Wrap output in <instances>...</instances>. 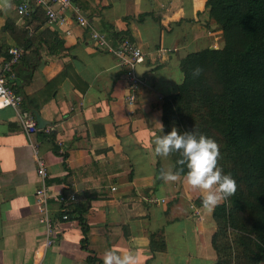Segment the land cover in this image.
Instances as JSON below:
<instances>
[{"label":"crops","instance_id":"obj_1","mask_svg":"<svg viewBox=\"0 0 264 264\" xmlns=\"http://www.w3.org/2000/svg\"><path fill=\"white\" fill-rule=\"evenodd\" d=\"M22 1L29 2L27 16L17 13ZM11 3L0 7V69L7 49L19 47L14 76L3 75L25 103L0 109V264H89L87 257L103 264L111 248L138 252L141 264H215L213 209L202 206L184 175L177 182L161 179L162 169L174 170L179 152L165 158L154 151L155 138L164 135V98L183 80L180 60L223 43L206 0H72L61 26L48 24L34 0ZM75 10L87 27L75 23ZM91 29L105 33L111 46L129 36L144 52L133 115L124 69L94 44ZM36 58L25 82L26 65ZM21 113L51 126L50 133L38 126L33 135L47 163L46 182L53 193L73 191L77 199L71 220L43 255L37 249L45 228L34 198L39 180ZM79 217L87 228L83 245ZM158 231L165 247L151 250L150 236Z\"/></svg>","mask_w":264,"mask_h":264},{"label":"trees","instance_id":"obj_2","mask_svg":"<svg viewBox=\"0 0 264 264\" xmlns=\"http://www.w3.org/2000/svg\"><path fill=\"white\" fill-rule=\"evenodd\" d=\"M210 24L222 45L187 53L179 63L183 80L164 98V134L173 127L215 139L219 165L237 181V191L213 208L215 264L264 263V0H206ZM39 58L27 63L31 79ZM203 72L193 77L192 70ZM22 104L25 97H22ZM49 137V136H48ZM50 138H52L50 136ZM180 153V152H179ZM178 158L174 170L183 168ZM86 243L87 228L79 217ZM165 247L162 231L150 236L151 250ZM92 264L91 257H87Z\"/></svg>","mask_w":264,"mask_h":264},{"label":"built area","instance_id":"obj_3","mask_svg":"<svg viewBox=\"0 0 264 264\" xmlns=\"http://www.w3.org/2000/svg\"><path fill=\"white\" fill-rule=\"evenodd\" d=\"M35 4L44 8L46 21L50 25L61 26L67 23V11L73 8L72 0H34ZM53 5H56L54 7ZM29 2L22 1L17 5V13L20 16H27L29 13ZM74 21L81 27H87L88 20L86 17L75 10ZM70 34V29L65 30ZM90 37L94 44L106 51L112 53L118 60V63L124 69V80L127 85L125 102L128 105V113L133 115L136 110L138 91L142 85V79L135 72L137 65H142L145 61L144 52L129 36H124L119 40L116 46H111L105 33L95 29L90 30ZM7 58L1 62L0 69V109L6 107L17 108L22 102V95L17 93L13 87L6 82L3 73L10 77L14 76V66L19 62L22 56V50L13 46L7 49ZM19 122L32 138L30 141L33 155L35 158V172L39 180V185L35 189V207L38 213V221L44 225V238L37 249L38 254L44 253L46 249L53 246L61 233V224L68 222L72 218V211L76 203V194L73 191H63L55 194L51 191L46 182L48 171L45 158L40 154L39 141L33 139V135L39 131L37 122L34 117L27 113L19 115ZM45 134L50 133L51 126L43 129ZM52 202L56 207H52Z\"/></svg>","mask_w":264,"mask_h":264},{"label":"clouds","instance_id":"obj_4","mask_svg":"<svg viewBox=\"0 0 264 264\" xmlns=\"http://www.w3.org/2000/svg\"><path fill=\"white\" fill-rule=\"evenodd\" d=\"M0 7L10 9L11 0H0ZM203 72L200 66L192 70L193 77ZM154 151L158 156L168 157L174 152H180L181 165H186L187 172L183 176L184 182L194 193L202 195V206L211 210L222 203L237 191V181L231 173H225L219 165L221 150L219 143L202 133L195 131L180 132L173 127L172 130L154 141ZM183 168L161 170L160 177L165 183L177 182ZM103 264H141L138 252H121L116 248L105 251Z\"/></svg>","mask_w":264,"mask_h":264},{"label":"water","instance_id":"obj_5","mask_svg":"<svg viewBox=\"0 0 264 264\" xmlns=\"http://www.w3.org/2000/svg\"><path fill=\"white\" fill-rule=\"evenodd\" d=\"M144 68L145 66H142V65H137L135 67V71L137 73L138 76H141L142 75V72L144 71ZM36 122L38 124L39 127L43 128L46 124V121H44L40 116H36Z\"/></svg>","mask_w":264,"mask_h":264}]
</instances>
